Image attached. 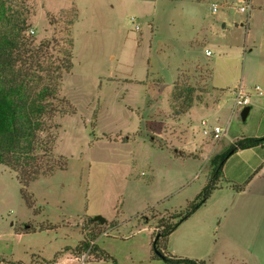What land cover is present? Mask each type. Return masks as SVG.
I'll return each instance as SVG.
<instances>
[{
  "label": "rangeland",
  "instance_id": "374dc122",
  "mask_svg": "<svg viewBox=\"0 0 264 264\" xmlns=\"http://www.w3.org/2000/svg\"><path fill=\"white\" fill-rule=\"evenodd\" d=\"M14 1L37 42L63 35L62 22L49 24L52 14L77 9L74 67L60 95L76 113L57 115L47 133L66 169L30 183L28 198L0 164V264L74 259L97 216L106 234L91 246L107 262L162 264L153 260L158 220L183 219L216 153L264 138V0ZM247 4L252 10L240 12ZM179 79L200 101L177 116ZM241 87L251 98L246 121L235 107ZM203 120L223 129L220 141L204 136ZM252 152L229 154L225 168L237 180L224 171L205 205L170 235L169 252L205 264H264V162L253 172L245 164L262 159L264 145Z\"/></svg>",
  "mask_w": 264,
  "mask_h": 264
},
{
  "label": "trees",
  "instance_id": "16d2710c",
  "mask_svg": "<svg viewBox=\"0 0 264 264\" xmlns=\"http://www.w3.org/2000/svg\"><path fill=\"white\" fill-rule=\"evenodd\" d=\"M76 10L63 11L64 17L59 18L52 14L49 24L62 22L63 35L37 42L28 34L31 24L24 10H15L14 0H0V164L16 175L25 198L29 197L27 188L30 183L66 169L64 158L55 156V138L47 133L57 115L76 113L70 101L60 96L62 80L74 67L72 29L78 17ZM199 101L195 86L181 79L175 82L172 106L177 116L191 111ZM263 145L264 138H242L227 151L214 156L210 162L209 180L195 200L189 202L183 219L176 224L165 218L158 220L153 260L162 261V264H205L173 255L168 250L169 237L180 223L205 205L218 188L229 154ZM179 216L176 214L174 218ZM89 223L93 228L88 229L75 253L91 247L95 260L111 261L110 256L98 252L96 244L91 246L98 236L104 234L107 221L102 224L91 219Z\"/></svg>",
  "mask_w": 264,
  "mask_h": 264
},
{
  "label": "built area",
  "instance_id": "2783aa9c",
  "mask_svg": "<svg viewBox=\"0 0 264 264\" xmlns=\"http://www.w3.org/2000/svg\"><path fill=\"white\" fill-rule=\"evenodd\" d=\"M241 3H244V0H240ZM220 9L219 5L214 4L213 5V13H217ZM252 10V5L251 4H247L246 6H241L239 11L246 13V12H250ZM32 34H34L35 32L32 30L31 31ZM207 56H212L213 53L212 51L208 50L206 52ZM260 96L263 95V92L259 89V87H257L256 89ZM236 99H235V107L236 108H244L245 106H248L251 104V98L245 93L244 88L241 87L239 89V91L236 93ZM202 127H203V134L204 136L207 137H211L217 141H220L222 138V133H223V129L220 126H216L214 127L213 130H211V128L208 126V123L206 120H203V122L201 123ZM106 234V233H104ZM91 247L87 250H85L82 254H80L79 256H77L76 258H71V260L78 262L79 264H87L88 263V259L90 258L92 252H91Z\"/></svg>",
  "mask_w": 264,
  "mask_h": 264
},
{
  "label": "crops",
  "instance_id": "0c3cea01",
  "mask_svg": "<svg viewBox=\"0 0 264 264\" xmlns=\"http://www.w3.org/2000/svg\"><path fill=\"white\" fill-rule=\"evenodd\" d=\"M195 107V106H194ZM198 107V106H197ZM194 128V127H193ZM195 136V135H194ZM202 137L203 136V134L201 133V132H199V135H198V137ZM198 148H197V157H199V155L202 153V150H203V148L204 147H208V145L207 146H202V147H199V146H197ZM252 151H254V149H251V150H246V151H241V152H239V155H242V157L246 154V153H249V152H252ZM253 153V152H252ZM218 153H216V155H217ZM238 155V154H237ZM248 155H250V154H248ZM254 157V156H253ZM250 159V158H249ZM258 161H260V162H258ZM261 162H264V157L262 158V159H260V160H252V161H247V163H245L246 164V166L248 167V170L247 171H249V172H253V171H255V170H257V168L260 166L259 164H261ZM225 174L227 175V177L228 178H230V180H237L235 177H233V175H232V169L231 168H225ZM240 180V179H239ZM203 188V187H202ZM171 253L173 254V255H175V256H178V253H176V250H174V249H172L171 248ZM64 263L63 264H67V263H74L75 264V261H73V260H70L69 258H67L66 260H64L63 261ZM66 262V263H65ZM77 263V262H76ZM87 264H112V263H110V262H107V261H103V260H99V261H91V262H89V263H87Z\"/></svg>",
  "mask_w": 264,
  "mask_h": 264
},
{
  "label": "water",
  "instance_id": "95a60500",
  "mask_svg": "<svg viewBox=\"0 0 264 264\" xmlns=\"http://www.w3.org/2000/svg\"><path fill=\"white\" fill-rule=\"evenodd\" d=\"M250 111H251V108L249 107V105L248 106H245L244 108H242L241 118H242L243 121H246L247 120ZM93 220L95 222H99V223H102V224H104L107 221L106 218H104L102 216H97V217L93 218ZM156 253L159 255V252L158 251H156Z\"/></svg>",
  "mask_w": 264,
  "mask_h": 264
}]
</instances>
